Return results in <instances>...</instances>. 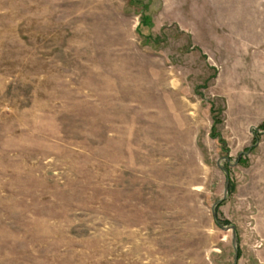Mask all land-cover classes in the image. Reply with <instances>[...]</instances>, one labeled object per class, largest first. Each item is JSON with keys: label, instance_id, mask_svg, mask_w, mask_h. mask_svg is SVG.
<instances>
[{"label": "rangeland", "instance_id": "1", "mask_svg": "<svg viewBox=\"0 0 264 264\" xmlns=\"http://www.w3.org/2000/svg\"><path fill=\"white\" fill-rule=\"evenodd\" d=\"M264 0H0V264H264ZM263 71V74L260 73Z\"/></svg>", "mask_w": 264, "mask_h": 264}, {"label": "water", "instance_id": "2", "mask_svg": "<svg viewBox=\"0 0 264 264\" xmlns=\"http://www.w3.org/2000/svg\"><path fill=\"white\" fill-rule=\"evenodd\" d=\"M228 194H229V183L227 184V187H226V190H225V195H224V198L223 200H220L219 202H217L213 208H212V212H213V216L214 218L216 219L217 221V224L225 231H232V234H233V246H234V249H235V262L234 264H238V261H239V250H238V246H237V230H236V227L235 226H228V227H224L222 226V224L218 221L217 219V208L221 205V203H223L224 200L227 199L228 197Z\"/></svg>", "mask_w": 264, "mask_h": 264}, {"label": "crops", "instance_id": "3", "mask_svg": "<svg viewBox=\"0 0 264 264\" xmlns=\"http://www.w3.org/2000/svg\"><path fill=\"white\" fill-rule=\"evenodd\" d=\"M261 45H262V47H261V49H260V50L264 52V43H261ZM260 57H262V58L264 59V53L260 54ZM260 73H262V74H263V71H262V72H260Z\"/></svg>", "mask_w": 264, "mask_h": 264}, {"label": "trees", "instance_id": "4", "mask_svg": "<svg viewBox=\"0 0 264 264\" xmlns=\"http://www.w3.org/2000/svg\"><path fill=\"white\" fill-rule=\"evenodd\" d=\"M218 209V208H217Z\"/></svg>", "mask_w": 264, "mask_h": 264}]
</instances>
